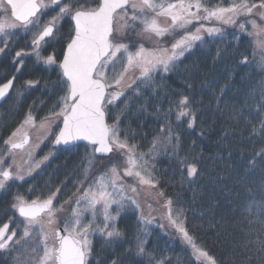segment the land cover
Segmentation results:
<instances>
[{
	"label": "snow or ice",
	"instance_id": "obj_1",
	"mask_svg": "<svg viewBox=\"0 0 264 264\" xmlns=\"http://www.w3.org/2000/svg\"><path fill=\"white\" fill-rule=\"evenodd\" d=\"M90 2L95 6H89ZM56 8L58 11L55 15L45 20L49 10ZM253 15L260 23L257 19L248 20ZM161 17L167 18L170 23L161 25ZM65 19L72 25L66 41L61 34ZM241 19L249 23L253 31L247 32L244 22L238 24L239 29L249 37H257L254 43L258 52L253 53V62L264 69V0H259V3L254 0H228L226 7H208L202 0H84L83 3L81 0H0V43L3 44L0 53L5 52L16 32L22 31L31 36V52H15V57L19 58L16 62L22 67L23 57L31 55L45 65L60 69L61 79L53 82L52 87L59 88L63 95L58 96L53 110L39 122L38 127L43 135L38 137V141L54 136L52 147L55 148L60 145L75 146V142L83 140L87 141L85 147L91 150L83 179L76 182V191L59 207L54 205V201L59 199L58 194L62 192L60 187L43 199L38 197L28 200L19 194L13 197L11 208L18 212L23 226L19 234L15 229L9 231V223L0 226V253L15 254L10 255L12 264H91V237L99 235L108 242L121 237L123 233L117 227V222L126 202L137 210L140 208L135 199V195H139L137 186L155 189L159 184L149 159L156 154L154 150L157 144H171L173 140L179 142L180 137L166 122L160 128L164 140L154 138L152 150L139 152L137 145L129 143L128 132L120 127V118L126 114L127 108H121L115 114L112 109L128 90L138 94L137 90L141 86L145 90L150 88L154 84V73L173 71L177 62L186 53H191L197 42L203 43L205 33L209 37L222 33L220 27L207 26L209 22L232 26ZM138 24L143 27L137 33ZM194 24L198 25L194 31L189 30V26ZM181 31L184 34L175 39ZM166 35L174 40L170 47L159 43ZM123 40L128 43H123ZM141 40L151 43L152 47L145 48ZM62 41V60L58 62L55 53L41 55L53 43ZM241 62L248 63V57L245 56ZM15 79L13 76L0 84V99H4L13 89ZM37 84L38 80H28L21 87L32 88ZM133 85H136V89H133ZM188 87L191 88V85ZM18 94L22 96L24 93ZM257 96V110L264 111V81L251 94L253 100ZM194 102L188 95H182L175 100L174 107L173 102L169 101L165 115L175 112L178 121L188 118V128H194ZM156 111L161 112L162 109L157 108ZM237 115L233 114L229 118L237 121ZM240 118L244 119L242 116ZM109 119L113 122L109 123ZM246 123L255 134V125L250 120H246ZM25 126L37 127L36 118L31 112L4 142L8 151L0 152V189H6L9 181H23L25 176L31 175L54 155L50 152L41 160H35L33 152L39 147V142L30 144L28 133L23 131ZM53 127L58 128V132L53 131ZM122 131L125 132L123 138ZM260 132L264 133V119L261 120ZM200 134L203 135V132ZM233 134L229 129H224V139ZM17 151L25 152L20 160L17 159ZM97 156L107 158L110 166L99 175H90L98 163ZM257 157L261 170L254 191L248 182L257 171ZM231 158L230 151L227 156L217 154L215 157L216 160ZM9 160L11 163H8ZM117 161H122L126 167H118ZM178 163L189 178L200 174L197 163H187V157L179 159ZM223 168L225 176L220 177L218 174V178L231 181L229 195L250 201L244 209L247 229H241L245 239L240 245L242 251L238 256L218 260L210 255L197 243L198 238L193 234L195 225L190 231L185 209L179 207L178 200L174 208L171 197L165 201L167 219L191 247L194 258L200 264H264V148L254 151L252 159L242 162L240 168L232 165H223ZM124 177L134 178L136 183L126 185ZM129 191L135 195H128ZM156 195L163 196L164 193L159 191ZM257 195L259 200L255 198ZM65 205L75 206L67 218L61 220ZM140 220L151 223L142 212ZM146 243L137 237V256L146 257L148 264H169V257L157 258L154 252L146 249ZM19 250H23L26 255H21ZM112 264H119V261L114 260Z\"/></svg>",
	"mask_w": 264,
	"mask_h": 264
},
{
	"label": "trees",
	"instance_id": "obj_2",
	"mask_svg": "<svg viewBox=\"0 0 264 264\" xmlns=\"http://www.w3.org/2000/svg\"><path fill=\"white\" fill-rule=\"evenodd\" d=\"M203 1L208 6L228 5V0ZM254 2L259 3V0ZM89 6L95 5L90 2ZM71 26L67 19L62 22L64 41ZM139 29L138 24L136 31ZM128 35L134 36V33ZM64 41L53 43L41 55L55 53L57 61L61 60ZM18 50V46L11 48L0 60V84L16 77L11 94L0 106V152L4 153L8 149L4 142L21 126L29 112L37 123L40 122L53 110L58 96L63 95L59 88L52 87L53 82L61 79L60 69L45 65L30 55L23 57L24 64L17 71L19 64L14 59ZM30 51L31 47L25 49V52ZM253 53V39L235 29H227L212 37L204 36L203 43L197 42L191 53H186L177 62L173 71L154 73V84L150 88L145 90L141 86L138 94L128 90L112 109L115 114L121 108H127L126 114L120 118V127L128 132L129 143L137 145L139 152L152 150L154 138L164 140L160 128L166 122L179 134V142L173 140L171 144H157L154 150L156 154L149 158L154 166L152 171L159 181L160 191L166 198L173 199V207L177 206L178 200L179 207L185 209L190 231L195 225L193 234L198 238L197 243L218 260H227L241 253L240 245L245 239L241 229H247L244 209L246 203L250 202L229 195L231 181L219 179L218 174L225 176L223 165L240 168L242 162L252 159L254 151L264 148V133L260 132L264 111L257 110L259 97L256 100L251 97L264 81V69L253 62ZM245 56L248 63L241 62ZM28 80H38L39 84L32 88L21 87ZM133 89H136V85H133ZM19 92L24 94L21 96ZM182 95H188L195 101L192 104L196 112L194 128H188V118L178 121L175 112L165 115L169 101L173 102L174 107L175 100ZM157 108L162 111L157 112ZM233 114H238V122L229 118ZM246 120L255 125V134ZM108 122L113 121L109 119ZM224 129L234 134L224 139ZM124 135L122 131L121 138ZM86 144L55 148L48 144L49 149L54 150V155L32 176L23 181H9L6 189H0V226L9 222L11 228L12 222L16 221L17 213L11 204L17 194L28 200L43 199L60 187L62 192L54 204H63L76 191V182L83 179L84 169L88 167L87 158L91 150L85 147ZM229 151L232 153L231 159H215L217 154L227 156ZM184 157H187V163H197L201 170L199 175L192 178L187 176L183 166L178 163ZM96 159L98 163L90 175H98L104 170L107 158L97 156ZM257 161V171L248 182L254 191L261 170L258 157ZM255 198L259 200L258 195ZM140 216L134 206L125 207L117 222V227L123 233L121 237L108 242L99 235L94 236L91 264H112L114 260L119 264H141V261L148 264L146 257L136 255L137 237L147 242L146 249L154 252L157 258L169 257V264H197L190 249L179 239L171 237L159 226L142 222ZM145 232L147 235H144ZM19 251L25 255L23 250ZM10 255L15 254L0 253V264H12Z\"/></svg>",
	"mask_w": 264,
	"mask_h": 264
},
{
	"label": "rangeland",
	"instance_id": "obj_3",
	"mask_svg": "<svg viewBox=\"0 0 264 264\" xmlns=\"http://www.w3.org/2000/svg\"><path fill=\"white\" fill-rule=\"evenodd\" d=\"M157 2H161V0H157ZM164 2H175V0H164ZM202 2L205 3L203 0H202ZM205 5L208 6L207 4H205ZM216 5H220V4H214V5H211V6H208V7H213V6H216ZM220 6H225L226 7L228 5H220ZM50 11H52V10H49V12ZM251 19H257V22L260 23L259 19L255 15L250 16L248 18V20H251ZM159 22H160L161 25L167 26V24L170 23V20H168L167 18L161 17V18H159ZM241 22L246 23L247 32L250 33V32L253 31L251 25L249 23H247L243 19L238 20L237 21V25H232V26L222 25V24L215 23V22H209L207 24V26L220 27L222 29V32H224L227 29H235L239 33H245V32H242L239 29V27H238V24L241 23ZM139 26H140V29L136 31L137 33L140 32L141 29H142V27H143L142 25H139ZM196 26H198V25H196V24L190 25L189 26V30L194 31V29H195ZM183 34L184 33L182 31L179 32L176 35L175 39H179L180 36L183 35ZM135 35H136V33H134V36ZM204 36H207V34L205 33ZM251 38L253 39V42H255V40L257 39V37H255V36H253ZM122 42L123 43H128L127 40H123ZM172 42H174V40H172L171 38H169L167 35L165 37L161 38L160 41H159V43L161 45H163V46H169V47H170V44ZM140 43H142L145 48L152 47V44L151 43H146L143 40H141ZM254 52H258V49H256V47H255V43H254ZM20 68H21V66L19 65V69ZM136 75H138V73H136ZM57 123H60V122L57 121ZM38 125H39V122L37 123V127L25 126V128L23 129L24 132H27L28 133V135L30 137V144L31 145H36L39 142V147H36L35 150H34V152H33L34 159L37 160V161L38 160H41L45 155H47L50 152L54 153V150L49 149V145L50 146L52 145V141L54 139V136H50V137H48V139L43 140V141H38V137H40V136L43 135V132L39 129ZM60 126H61V124H60ZM58 130H59L58 128L53 127V131L58 132ZM7 151H8V149H7ZM48 151H50V152H48ZM16 156H17V159L20 160L22 157L25 156V152H23V151H17ZM8 163H11V161L9 160ZM116 163H117V166L120 167V168L126 167V165L122 161H117ZM108 166H110V162L107 159L105 161V166H104L103 169L105 170V168H107ZM25 167H27L26 164H25ZM39 168L35 169L32 172L31 175L25 176V179H27L30 176H32ZM124 181H125V184L126 185H132V184H135L136 183V181L134 180V178H130V177H124ZM137 187H138L139 195H135V194L131 193L130 191L128 192V195H135V199H136L137 203L140 205V208L138 210L139 213L141 214V212H142L143 215L145 217H147L148 220L151 221V223H149L150 225L159 226L163 231H165L166 233H168V235H170L171 237H175V238L179 239L184 245H186L190 249L191 255L194 258V254L192 253L191 247L189 245H187L186 242L183 241V239L181 238L180 234L173 228V226L170 224L169 220L167 219V212H166V208H165V201H166L167 198L164 195L163 196H157L156 195V193L160 191V189L158 188V186L155 189H149V188H147V186H137ZM59 205L60 204H57L55 206L56 207H59ZM149 205H150V207H149ZM74 206L75 205H65L63 215L60 217V219L62 220L64 218H67V216L70 214V212H71V210H72V208ZM128 206H132V205L127 204V202H126V206L125 207H128ZM113 211L115 212V209H113ZM15 212L17 213V211H15ZM85 222H87V221H85ZM22 226H23V220L17 214L16 221L14 223L12 222L11 228L9 229V231L15 229V230H17V232L19 234V229ZM93 237H91L92 240H93ZM25 255H26V253H25ZM194 260L197 262V264H200V261L199 260H197L195 258H194Z\"/></svg>",
	"mask_w": 264,
	"mask_h": 264
},
{
	"label": "flooded vegetation",
	"instance_id": "obj_4",
	"mask_svg": "<svg viewBox=\"0 0 264 264\" xmlns=\"http://www.w3.org/2000/svg\"><path fill=\"white\" fill-rule=\"evenodd\" d=\"M56 11H58V8H56L55 10L50 11L48 13V15L44 17V19L45 20L49 19L52 15H55ZM30 40H31V36L30 35H26L22 31H17L15 36L13 37L12 42L9 43L8 48L5 50V52L4 53H0V60L8 54V52L11 50V48H14L15 46L16 47L18 46V48H19L18 51H20V50H24L25 51L26 48L31 47L30 43H29ZM0 47H3L2 43H0ZM18 59L19 58L15 57L14 60L18 61Z\"/></svg>",
	"mask_w": 264,
	"mask_h": 264
},
{
	"label": "water",
	"instance_id": "obj_5",
	"mask_svg": "<svg viewBox=\"0 0 264 264\" xmlns=\"http://www.w3.org/2000/svg\"><path fill=\"white\" fill-rule=\"evenodd\" d=\"M63 58V57H62ZM62 60V59H61ZM3 83H5V82H3ZM14 83H15V81H14ZM14 87V86H13ZM13 90V89H12ZM12 90H10L9 91V93H8V95L4 98V99H0V106L5 102V100L9 97V95L11 94V92H12ZM61 127H62V123H61ZM54 140V139H53ZM80 143H87V141H83V140H81V141H77V142H75V145L76 144H80ZM70 146H73V145H60V146H56V147H70ZM17 214H18V212H17ZM19 215V214H18ZM7 223H9V222H7ZM9 225H10V223H9Z\"/></svg>",
	"mask_w": 264,
	"mask_h": 264
}]
</instances>
